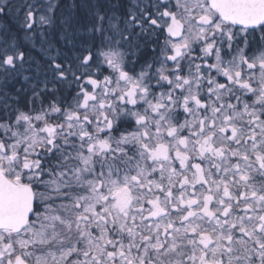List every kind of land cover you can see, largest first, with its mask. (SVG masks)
<instances>
[{
  "label": "snow or ice",
  "instance_id": "6c2138e0",
  "mask_svg": "<svg viewBox=\"0 0 264 264\" xmlns=\"http://www.w3.org/2000/svg\"><path fill=\"white\" fill-rule=\"evenodd\" d=\"M0 264H264V0H0Z\"/></svg>",
  "mask_w": 264,
  "mask_h": 264
},
{
  "label": "trees",
  "instance_id": "16d2710c",
  "mask_svg": "<svg viewBox=\"0 0 264 264\" xmlns=\"http://www.w3.org/2000/svg\"><path fill=\"white\" fill-rule=\"evenodd\" d=\"M24 43H25V47H29V45L26 42H24ZM33 54H35L37 56L39 55L38 53L35 52V50H33Z\"/></svg>",
  "mask_w": 264,
  "mask_h": 264
}]
</instances>
